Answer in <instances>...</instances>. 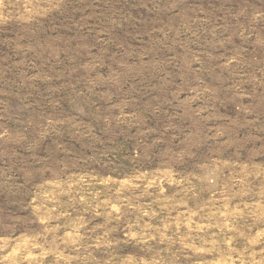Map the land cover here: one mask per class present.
<instances>
[{"label":"rangeland","instance_id":"374dc122","mask_svg":"<svg viewBox=\"0 0 264 264\" xmlns=\"http://www.w3.org/2000/svg\"><path fill=\"white\" fill-rule=\"evenodd\" d=\"M0 264H264V0H0Z\"/></svg>","mask_w":264,"mask_h":264}]
</instances>
